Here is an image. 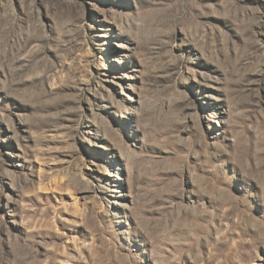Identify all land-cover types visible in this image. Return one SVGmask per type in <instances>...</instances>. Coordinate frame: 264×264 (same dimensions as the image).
Segmentation results:
<instances>
[{"label":"rangeland","instance_id":"obj_1","mask_svg":"<svg viewBox=\"0 0 264 264\" xmlns=\"http://www.w3.org/2000/svg\"><path fill=\"white\" fill-rule=\"evenodd\" d=\"M0 264H264V0H0Z\"/></svg>","mask_w":264,"mask_h":264}]
</instances>
